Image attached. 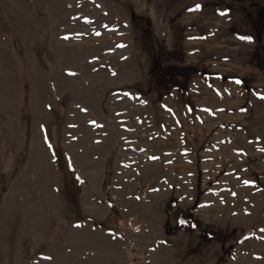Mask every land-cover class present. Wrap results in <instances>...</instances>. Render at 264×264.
Segmentation results:
<instances>
[{
	"label": "rangeland",
	"instance_id": "obj_1",
	"mask_svg": "<svg viewBox=\"0 0 264 264\" xmlns=\"http://www.w3.org/2000/svg\"><path fill=\"white\" fill-rule=\"evenodd\" d=\"M261 149L264 0H0V264H264Z\"/></svg>",
	"mask_w": 264,
	"mask_h": 264
},
{
	"label": "snow or ice",
	"instance_id": "obj_2",
	"mask_svg": "<svg viewBox=\"0 0 264 264\" xmlns=\"http://www.w3.org/2000/svg\"><path fill=\"white\" fill-rule=\"evenodd\" d=\"M199 8H200V6H199V5H197L195 10H199ZM191 10H193V9H190V11H191ZM222 14H223V13H222ZM241 39H245V38H244V37H241ZM236 83H238V84H239V83H241V81L237 80V81H236ZM261 150H262V151H264V149H261ZM245 183L247 184V183H248V181H245ZM262 231H264V230H262Z\"/></svg>",
	"mask_w": 264,
	"mask_h": 264
}]
</instances>
